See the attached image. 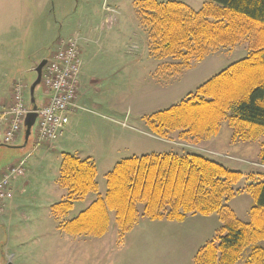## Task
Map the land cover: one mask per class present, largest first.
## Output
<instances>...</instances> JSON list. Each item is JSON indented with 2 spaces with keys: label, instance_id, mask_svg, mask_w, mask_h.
<instances>
[{
  "label": "rangeland",
  "instance_id": "obj_1",
  "mask_svg": "<svg viewBox=\"0 0 264 264\" xmlns=\"http://www.w3.org/2000/svg\"><path fill=\"white\" fill-rule=\"evenodd\" d=\"M137 1L0 0V76L7 74L8 81L18 77L21 82H25L26 84L22 83L25 85L26 100L29 99L30 88L37 78L35 72L31 71L34 66L33 62L39 63L44 59H50L51 55L58 51L60 41L74 40L80 47L83 41L88 42L90 37L88 36L89 39L83 37L86 34L82 35L81 31L89 19H95L94 25L98 19L97 25H99L104 16V22H106L110 15H117L115 25L114 20H111L109 26L105 23L104 28L97 25L93 28L100 29L99 34L103 30H115L116 24L120 21L123 23L120 29H127L126 33L118 37L117 51L111 53L113 64L115 59L118 62L114 80L111 84L102 83L100 86L102 92H98L99 87L94 83L90 87L83 88V94L81 93L79 97L82 109L69 117V124L65 129L68 137L65 148L69 150V153L77 152L78 155H76L81 159L89 158L95 162L98 171L97 192L75 201L73 211L66 217L56 220V230L62 234L60 240L62 256L55 260L54 243L52 240H47L44 245L45 254L49 257L47 264H97L96 260L101 252L104 251L108 258L115 244L120 245L124 241L126 236L122 240L114 239L113 231L117 227L113 216L110 225L112 228L107 235L110 244L103 249L98 245L103 236L73 235L68 233L64 226L85 211L98 196L105 195L107 175L125 159L145 154L190 152L205 155L245 174H253L252 172L256 169L257 172L258 170L264 172V165L260 164L264 136L256 141H233L231 128L223 122L217 136L199 145H193L186 140H181L179 133L171 134L172 140H163L155 136L146 126L147 117L180 103L188 94L194 93L198 87L222 70L248 56L250 51H246L245 45L221 49L204 61L189 66L172 60L153 59L150 57L147 35L134 7ZM157 1L181 2L198 11L206 0ZM106 7L117 10L119 14ZM93 38L99 50V46L104 42L103 38L101 35L93 36ZM30 55L32 60L28 62ZM107 55L111 57L110 54L104 55V52H101L99 59L103 60ZM28 63V72L22 75L15 74L17 70H25ZM16 64L17 66L13 67ZM43 88L44 86L40 83L34 93V97L40 103L45 100L46 94ZM21 145L20 142H15L13 145L0 147V178L2 173H8L12 166L20 164V161L34 152L27 163H22L26 169V175L29 171H33L28 187L24 189L25 193L21 191L20 186L23 177L12 183L13 198L17 204L16 221L13 226H0V262L2 263L5 259L8 262L9 258H12L13 264H32L34 255L38 252L43 255L41 249L40 251L31 250L35 244L27 242L29 241L28 224L18 216L36 213L39 217H44L46 213H49L46 203L55 205L67 198V192L59 184L62 157L56 145H52L55 150L49 149L46 154L44 152L48 150V146L45 143L38 144L35 135L24 152L17 150ZM48 199L50 201H46ZM253 205L254 201L247 193L236 197L229 203V207L236 216L245 223L250 221V209ZM217 216L220 219V216ZM187 219L186 222H182L183 224L144 220L135 226L129 232L130 234H126L129 237L123 245L129 247L130 250L126 248L125 255L128 259L132 258L129 259L131 263L138 264L133 259L137 255V244L140 243L141 254L147 252L146 256L154 258L156 264H191L192 250L186 242L185 233L189 232V235L196 233L195 239L209 238L212 234L211 228L216 227L214 225L216 219L200 217L197 218L199 219L197 224ZM145 226L146 229H144ZM170 226L179 229L166 232L165 229ZM32 230H38V224L34 225ZM151 230L155 231L158 236L154 238L150 234L149 239L152 241L146 244L144 239H141V234ZM163 230H165L164 233H162ZM174 233L175 236H173ZM77 237L82 238L78 240ZM76 240L79 243H76ZM167 241L172 243L167 244ZM195 242L199 244V241ZM250 254L251 249H246L238 264H247ZM155 262L152 263L155 264ZM111 264H114L112 260Z\"/></svg>",
  "mask_w": 264,
  "mask_h": 264
},
{
  "label": "trees",
  "instance_id": "obj_2",
  "mask_svg": "<svg viewBox=\"0 0 264 264\" xmlns=\"http://www.w3.org/2000/svg\"><path fill=\"white\" fill-rule=\"evenodd\" d=\"M135 10L147 35L150 57L191 65L221 49L245 45L250 54L188 94L180 103L146 118L157 137L199 145L226 122L233 141L264 136V0H206L195 11L176 1L138 0ZM59 184L66 200L52 206L55 219L97 192L91 159L61 153ZM264 164V143L260 153ZM254 201L242 222L229 203L242 194ZM217 214L222 226L194 255L192 264H264V174H245L198 153L145 154L119 162L107 175V192L64 228L73 235L104 236L113 216L119 240L144 220L182 223Z\"/></svg>",
  "mask_w": 264,
  "mask_h": 264
},
{
  "label": "crops",
  "instance_id": "obj_3",
  "mask_svg": "<svg viewBox=\"0 0 264 264\" xmlns=\"http://www.w3.org/2000/svg\"><path fill=\"white\" fill-rule=\"evenodd\" d=\"M120 20H122V18ZM104 21H105V16L101 19L99 25H97L98 19H97L96 24L94 25L95 19L91 18V19H89V22L86 24V26L83 28V31H81L82 35H83V33L86 34L85 36L83 35V37H85L87 39H89V37H90V39L88 42L83 41L81 44L83 70H82V75H81V80H80V82H81L80 83V95H81V93L83 94V92H82L83 88L90 87V85H92V83H94L97 87H99V88H97L98 92H102V90L100 89V86H102V83L108 82V84H111L112 81L114 80V76L116 75V72H117L118 62L115 59V62L113 64L111 53L112 52L115 53L117 51V43L119 41L118 37L121 36L122 33H126L127 29H124V28L120 29V26L123 25V23L120 21V22H118V24H116L115 30H111V31L103 30L101 32V34H99L98 32L100 29H98V28L93 29V28L96 25L104 28V26H105ZM86 30H87V32H86ZM97 34H99V35H97ZM100 35L103 38L102 41H104V42H103V44H101L99 46L100 49L98 50L96 40L93 38V36H100ZM101 52H104V55L110 54L111 57H109L107 55V56H104L103 60H101V59H99L101 57L100 56ZM54 54L55 53H53L51 55V57H53ZM27 60H28V62L31 61L32 56L30 55L29 59H27ZM96 62H98V64ZM39 63L33 62L34 66H33V68H31L32 72H35V68L37 67V65ZM17 64L13 65V67H16ZM28 67H29V63L27 65V68H25V70L24 69L17 70L15 72V74L20 73L22 75L24 72H28L29 71ZM7 79L9 80V76L7 74L0 76V112L4 111L5 108L7 109L11 106V104L13 103V83L15 81H21L18 77L13 78L11 81H8ZM36 80H37V78H36ZM23 83H25V82H23ZM43 90L45 92V87L43 88ZM34 93H35V91H34ZM44 94H46V92ZM45 97H46V95H45ZM27 101L29 102V105H31V106H34V104H37L39 106V105H43L45 103L44 101H43L44 103L43 102L40 103L39 100H36V98L34 97V94L32 95L31 93H30L29 99ZM45 101H47V99ZM65 132H66V130L57 139L58 141L56 140V143L53 144V145H56V149H59L60 153H69V150H67L65 148L66 141L68 139ZM34 135H35V132L33 131L32 136L30 134L29 137H27L26 133H24L21 137H19L16 142H20V145L22 144V142H24V143L20 147H18L17 150L24 152L28 147L29 141L31 140L32 137H34ZM63 136H65V137H63ZM0 147H7V146H4L2 143H0ZM49 147L50 146H48V150H46L44 153L47 154L49 152V149H51L52 151L55 150L54 146L53 147L51 146L50 148ZM33 149H35V147H33ZM33 153L34 152H31L22 161H20V164L23 162L27 163L28 159L32 156ZM46 154H44V155H46ZM71 154H75V155L77 154L78 155L77 152H72ZM32 175H33V171L32 172L29 171L28 175L26 177H24L23 181L21 182L20 186L22 187L21 191L23 193H25L24 189H25V187H28V181L31 179ZM46 201H50V200L48 199ZM52 205H53V203L52 204L46 203V207L49 209V213H46L44 215V217H39V215L36 213H32L31 215H28V216H27V214H22L21 216H18L21 220H24V222L26 224H28L27 227H28L29 236H27V237H29V241H27V242L28 243L31 242V244H35L34 247H31V250L37 249V251H40V249H41L43 252V255L40 254V252H38L36 255H34V257L32 259V264H47V262H48L47 260L49 257H47L45 254V246H44L47 243V240H52V242L54 243L55 260L62 256V251H61V246H60V240L62 239V234L60 231L56 230V225H55L56 219L53 216V213L51 210ZM16 212H17V204L13 198L11 201L8 202L5 214L2 217H0V226H5V225L6 226H13L14 222L16 221V216H15ZM200 217L201 218H209V219L215 218L216 220L214 221V225H216V227L211 228L212 234L209 238L198 237L197 239H195L194 237H195L196 233L192 234V235H189V232L185 233L186 242L189 245L190 250H192V254L190 256V258L192 257L191 258V264H192L193 257L196 254V251H198V248H200L202 245H204L205 242L210 240L211 237H213V235L215 234L216 230H218L222 225L221 220L219 219V217L217 215H211L209 217L197 215L194 217H190L187 220H193L192 223L197 224V223H199V221H197L199 219H197V218H200ZM201 220H203V219H201ZM210 222H212V221H210ZM183 223H181V224H183ZM36 224H38V230L33 231L32 228ZM111 228L112 227L109 226V229H108L106 235L103 236L102 238H100V241L98 242V245H100L101 249H103L104 247H107L110 244V239L107 237V235L110 233ZM144 229H146V226ZM177 229H179V228L170 226V227H167V229H165V230H166V232H173V231H176ZM116 230L113 231L114 239L119 240ZM165 230H163L162 233H164ZM37 231H39V232H37ZM150 234L153 235L154 238H157L156 236H158V234H156L155 231H152V230L149 231L148 233L143 232L141 234V236H142L141 239H144L146 244H149V242L152 241V239H149ZM127 235L124 238V241L122 243H120V245L115 244L113 252H112V254H110V256L108 258L106 257V254L104 251L101 252L97 257L96 263L97 264H103L106 261L105 264H111V260H112L114 262V264H134V263H131L129 261V259L131 260L132 258L130 257L128 259V256L125 255L126 248L130 250L129 247H126L125 245H123L126 238L129 237ZM162 235L164 237L166 236L165 234H162ZM173 236H175V233L173 234ZM77 238L79 240L82 237H77ZM95 239L96 238H94V240ZM78 240H76V243H79ZM98 240H99V238H98ZM195 241H199V244H197ZM166 243L168 244V243H172V242L167 241ZM137 245H138V251H137V255H135V258L133 259V261L138 263V264H153L152 262H155V259L152 257H147L146 256L147 252L144 254H141V245H140V243ZM127 255H128V253H127ZM186 258H187V255H186ZM190 258L188 259L189 262H190ZM30 259H31V256H30ZM10 260L12 261V258H9L8 261H10ZM5 263H7L6 259H5L4 263L0 262V264H5ZM155 264H156V262H155Z\"/></svg>",
  "mask_w": 264,
  "mask_h": 264
},
{
  "label": "built area",
  "instance_id": "obj_4",
  "mask_svg": "<svg viewBox=\"0 0 264 264\" xmlns=\"http://www.w3.org/2000/svg\"><path fill=\"white\" fill-rule=\"evenodd\" d=\"M80 72L81 58L77 41L62 42L59 52L44 71L43 81L49 92V99L37 111L36 133L40 142L54 141L68 124L69 115L78 109L76 100ZM21 90L20 86H16L14 105L0 116V138L7 144L21 133L23 121L30 112L24 104ZM24 172L23 167H15L0 180V215L5 210L6 201L12 197V181L24 175Z\"/></svg>",
  "mask_w": 264,
  "mask_h": 264
},
{
  "label": "water",
  "instance_id": "obj_5",
  "mask_svg": "<svg viewBox=\"0 0 264 264\" xmlns=\"http://www.w3.org/2000/svg\"><path fill=\"white\" fill-rule=\"evenodd\" d=\"M47 61L44 60L42 61L38 67L35 69V72L37 74V80L36 82L32 85L31 87V94H34V90L36 88L37 85L40 84L41 82V76H42V69L44 68V66L46 65ZM36 109V107H34ZM36 119V115L35 114H31L27 117L26 122H25V126H26V135L27 137H29V135L31 134V128L34 125ZM8 264H12L11 261L8 262Z\"/></svg>",
  "mask_w": 264,
  "mask_h": 264
}]
</instances>
